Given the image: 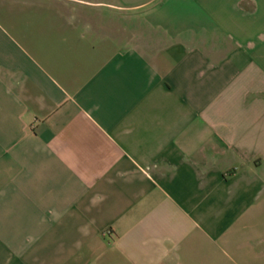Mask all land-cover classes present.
<instances>
[{
	"label": "crops",
	"instance_id": "1",
	"mask_svg": "<svg viewBox=\"0 0 264 264\" xmlns=\"http://www.w3.org/2000/svg\"><path fill=\"white\" fill-rule=\"evenodd\" d=\"M0 264H264V0H0Z\"/></svg>",
	"mask_w": 264,
	"mask_h": 264
}]
</instances>
